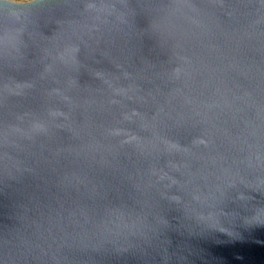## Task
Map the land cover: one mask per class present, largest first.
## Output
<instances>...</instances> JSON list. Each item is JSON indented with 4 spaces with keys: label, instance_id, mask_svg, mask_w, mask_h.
Listing matches in <instances>:
<instances>
[{
    "label": "water",
    "instance_id": "water-1",
    "mask_svg": "<svg viewBox=\"0 0 264 264\" xmlns=\"http://www.w3.org/2000/svg\"><path fill=\"white\" fill-rule=\"evenodd\" d=\"M0 264H264V0H0Z\"/></svg>",
    "mask_w": 264,
    "mask_h": 264
},
{
    "label": "rangeland",
    "instance_id": "rangeland-1",
    "mask_svg": "<svg viewBox=\"0 0 264 264\" xmlns=\"http://www.w3.org/2000/svg\"><path fill=\"white\" fill-rule=\"evenodd\" d=\"M13 1L20 2V3H25V2H30L32 0H13Z\"/></svg>",
    "mask_w": 264,
    "mask_h": 264
}]
</instances>
